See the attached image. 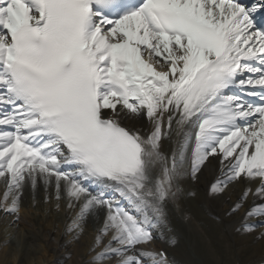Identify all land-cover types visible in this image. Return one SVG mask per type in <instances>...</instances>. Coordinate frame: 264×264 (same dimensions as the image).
<instances>
[{"label":"snow or ice","instance_id":"1","mask_svg":"<svg viewBox=\"0 0 264 264\" xmlns=\"http://www.w3.org/2000/svg\"><path fill=\"white\" fill-rule=\"evenodd\" d=\"M141 116L147 131L122 124ZM217 154L210 193L259 178L245 215L264 220V0H0V212L14 223L29 188L54 186L57 208L79 206L72 241L106 210L90 264H175L152 245L176 243L170 205Z\"/></svg>","mask_w":264,"mask_h":264},{"label":"bare ground","instance_id":"2","mask_svg":"<svg viewBox=\"0 0 264 264\" xmlns=\"http://www.w3.org/2000/svg\"><path fill=\"white\" fill-rule=\"evenodd\" d=\"M221 161L219 154L210 156L197 179L184 178L185 189L195 187L197 193L190 200L182 197L178 214L171 216V221L176 218L172 224L183 228L185 236L189 237L187 243L193 241L191 247L195 249L197 262L192 264H259L264 261V226L256 223V217L245 215L249 207L259 201L251 200L254 197L249 195L238 211H232L246 190L245 180L230 186L226 195L209 193L211 184L221 175ZM38 189L35 197L30 188L27 190L18 223H14L13 216L0 212V264H90L93 252L87 237L102 227L101 218H90L85 233L72 241L71 236H65L68 212L55 211L51 208L52 203L45 201V194L52 190ZM4 190L5 185L0 181V198ZM31 196L35 198L33 205ZM174 206L178 207L177 204ZM185 215L190 221L183 226L181 218ZM245 223L256 227L251 232H245L243 228L238 230L239 225ZM5 240L9 242L3 243ZM166 249L172 257L175 248ZM180 252L189 258L186 247Z\"/></svg>","mask_w":264,"mask_h":264}]
</instances>
